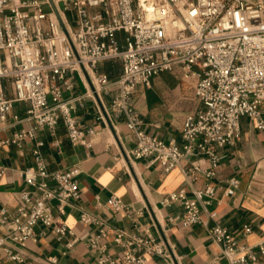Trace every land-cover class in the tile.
<instances>
[{"label":"built area","instance_id":"1","mask_svg":"<svg viewBox=\"0 0 264 264\" xmlns=\"http://www.w3.org/2000/svg\"><path fill=\"white\" fill-rule=\"evenodd\" d=\"M69 11L77 14L73 29L63 18ZM107 61L121 63L118 77L99 70ZM176 68L184 79L196 80L195 95L203 106L186 117L182 143L147 133L133 104L139 86L150 87L155 76ZM81 73L88 81L87 92L65 99L64 93L75 88V75ZM101 92H114L109 106ZM89 97L105 122L125 118L136 141L128 157L152 158L170 172L182 161L204 156L210 168L192 164L187 177L195 180L202 173L214 177L219 149L240 139L243 118L264 130V0H0V130L18 103L27 108L24 117L14 118L34 124L31 130L0 140V146L22 147L28 139L36 141L35 165L23 172L30 190L19 193L16 215L0 211V227L9 228L0 234V264H31L34 259L26 249L29 241L37 240L38 225L51 228L58 241L72 233L55 222L53 210L57 207L65 214L70 201L80 198V171H49L37 131L54 133L63 123L72 144L90 146L88 137L95 130L82 127L74 115L77 103ZM4 171L0 167V173ZM228 182L226 193L231 195L240 181ZM195 196L190 199L186 189H180L164 200V205L178 203L185 209L181 218L171 219L173 224L188 228L202 222L201 205L211 204L215 188L209 185ZM111 205L116 211L124 209L117 197ZM82 219L95 221L88 215ZM244 232L250 233L251 228L245 226ZM108 234L102 228L90 239L91 247L98 248ZM211 236L221 246V255L208 264L221 260L262 264L264 243L243 244L221 225L211 229ZM114 243L121 248L119 255L103 254L94 264H149L151 256L169 255L150 226H140L133 234L116 231ZM38 263L58 264V259Z\"/></svg>","mask_w":264,"mask_h":264},{"label":"crops","instance_id":"2","mask_svg":"<svg viewBox=\"0 0 264 264\" xmlns=\"http://www.w3.org/2000/svg\"><path fill=\"white\" fill-rule=\"evenodd\" d=\"M68 13H74L75 21L69 19ZM63 18L69 29L78 24L75 11L64 13ZM103 65L99 68L101 72ZM195 85V79H184L181 69L176 68L155 76L150 87L139 86L133 104L140 113L145 131L166 141L182 143L181 130L186 117L203 108L195 95ZM87 90L85 75L77 74L74 90L65 92L64 98L81 96ZM113 96L114 92H101L107 106ZM26 108L24 103L16 104L7 124L0 130V140L34 127L32 122L14 118L15 115L24 117ZM262 110L264 113V105ZM74 115L82 127L95 130V134L88 137L90 146L72 144L63 123L54 133L47 129L37 131V140L44 144L41 152L49 171L79 169L80 198L70 201L65 214L57 207L53 210L55 222L65 224L72 231L62 241L57 240L51 228L36 227L37 240L29 241L26 249L28 256L34 259L31 264L47 262L54 257L58 264H94L103 254L117 257L121 248L114 243V233L133 234L140 226H150L157 241L165 243L169 250L167 256L149 257V264L210 263L221 255V246L211 236L215 225L234 233L243 244L257 246L264 243V130H259L248 118L241 120L240 139L219 149L216 175L208 178L202 173L191 180L187 177V168L195 164L209 169L207 157L182 161L166 172L153 163L152 158L128 157L127 153L135 149L136 141L123 116L105 122L90 97L77 103ZM35 144V140L28 139L22 147L0 146V167L5 170L0 173V211L6 209L11 216L17 213L19 193L30 190L23 172L35 165ZM232 178H237L240 183L229 195L226 190ZM209 185L215 188V196L210 205H201L202 222L188 228L173 224L171 219L181 218L185 209L178 203L164 205V200L180 189H186L188 197L196 199L195 192ZM51 186L55 183L51 182ZM113 197L121 200L122 211L112 207ZM213 213L215 218H211ZM84 215L95 221L84 222ZM245 226L251 228L250 233L245 234ZM102 228L108 231V237L98 248H92L90 239L99 235ZM7 231V226L0 227V234ZM74 240L75 245L69 248L68 244ZM261 260L264 264V256ZM219 264L227 262L221 260Z\"/></svg>","mask_w":264,"mask_h":264},{"label":"trees","instance_id":"3","mask_svg":"<svg viewBox=\"0 0 264 264\" xmlns=\"http://www.w3.org/2000/svg\"><path fill=\"white\" fill-rule=\"evenodd\" d=\"M119 61H107L103 65V72L106 73L110 78H114L117 75L121 74L122 66Z\"/></svg>","mask_w":264,"mask_h":264},{"label":"rangeland","instance_id":"4","mask_svg":"<svg viewBox=\"0 0 264 264\" xmlns=\"http://www.w3.org/2000/svg\"><path fill=\"white\" fill-rule=\"evenodd\" d=\"M64 7V5L62 4V8ZM46 10H49L48 8H46ZM68 17L71 21H75V16L74 13H68Z\"/></svg>","mask_w":264,"mask_h":264}]
</instances>
